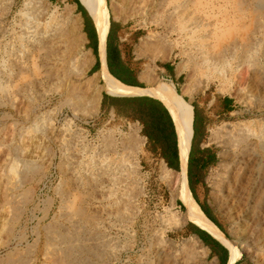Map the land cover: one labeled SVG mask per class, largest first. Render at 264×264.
<instances>
[{
    "label": "rangeland",
    "instance_id": "rangeland-1",
    "mask_svg": "<svg viewBox=\"0 0 264 264\" xmlns=\"http://www.w3.org/2000/svg\"><path fill=\"white\" fill-rule=\"evenodd\" d=\"M26 2L0 0V229L9 225L12 230L8 236L0 231V258L21 257L25 262L30 257L27 246L37 241V262L33 258L29 264H42L48 242L52 256L61 254L57 248L63 234L87 248L68 259L79 264H181L191 244L205 253L203 264H216L185 232L184 207L163 179L164 163L148 155L143 143L133 154L128 149L135 128L113 112L98 109L88 117L70 106L69 88L83 86L93 74L89 69L81 77L70 72L77 49L66 54L63 39L52 48L47 38L50 19H29ZM202 2L192 15L194 30L190 21L183 29L172 20L170 5L126 22L113 15L110 19L117 21L125 60L135 58L142 69L168 63L180 74L174 83L160 77L146 90L167 80L178 96L200 108L206 119L203 146L215 155L214 163L202 171L203 185L196 188L200 203L224 231L221 244L229 260L235 254L233 264L239 258L242 264H264V0ZM44 6L62 30L68 26L60 19L70 10L84 33L70 4L45 0ZM123 16L119 11L118 17ZM221 17L215 50L236 44L238 59L231 68L212 69L202 61L201 49L212 41L206 36ZM149 35L170 46L167 57L153 61L141 48ZM26 36L32 47L24 43ZM84 44L81 51L90 58ZM185 63L189 65L183 67ZM224 98L230 99L229 106L224 107ZM240 126L249 132L250 149L241 168L231 162L237 153L228 146L230 130ZM35 165L38 171L32 169ZM226 174L238 175L240 189L252 186L237 205H223L217 192L211 195ZM79 208L85 222L75 212Z\"/></svg>",
    "mask_w": 264,
    "mask_h": 264
},
{
    "label": "bare ground",
    "instance_id": "bare-ground-1",
    "mask_svg": "<svg viewBox=\"0 0 264 264\" xmlns=\"http://www.w3.org/2000/svg\"><path fill=\"white\" fill-rule=\"evenodd\" d=\"M79 1L82 4V6L85 8L87 13L89 14L96 28L97 36L99 39V56L101 58V61H103L104 59L105 44L110 26L109 20L111 15H113L116 20L120 19L123 22H126L129 20L140 18L141 16L146 14V11L152 9H156V11H159L165 5H170V7L172 8V13L174 14V16H172V20H175L183 29L187 28L186 23L190 21L189 26H192L191 29L194 30L197 24L195 23V21H193L192 15L199 9V7H202L203 5L202 0H110L109 2L107 0H79ZM44 3L45 0H27V2L25 3V7H27V9L31 12L30 15H28V18L31 20H36L37 22L39 21L40 18H42L41 20L50 19V24L52 23L51 26L52 29L47 38L50 40L52 48H57V46L60 43L64 42L62 46L66 54L70 53L72 50L77 49L76 57L72 59L70 72L73 71L77 76L81 77L90 68L93 62V57L90 56L89 58L88 54L83 53L81 51L83 44L85 43V35L81 32L80 21L76 18H73L71 16V11L67 9L65 15H63L60 20L67 23L68 27L62 30L58 25L57 21L54 23L55 17L49 15L46 12ZM116 10H118L117 11L118 13L116 12ZM119 11H121L124 14L123 17H118ZM223 21L224 18L221 17L220 21H217L213 25L214 27L212 29V32H210V35L206 36V38H210L212 39V41L209 40L206 44L202 46L201 49L202 61L206 63L209 68L211 66L212 69L218 66H220L223 69L231 68L232 66L231 62L237 56L236 44L231 43L230 45L221 48L219 46V49H216L217 51L215 50L216 41L214 42L213 39L217 38L218 29L221 28L219 25H221ZM191 33L193 32L191 31ZM24 43L30 47L33 46L28 36L24 38ZM219 45L221 44L219 43ZM141 48L149 52L150 54L149 57L153 61L167 57L165 56L167 54L166 51L171 50L170 46H166V42L164 40H161L160 38H156L152 35L147 36L146 39H143L141 41ZM34 50L36 49L34 48ZM247 52L248 49H245L244 54H246ZM88 53L90 52L88 51ZM169 53L170 51L168 52V54ZM244 57L245 55L240 56V60L244 61ZM189 60L190 59H187V61ZM188 65L189 64L185 63L183 67H186ZM233 71H235V69ZM224 74L225 75L222 74L221 77L226 79V77L228 76V71H226ZM81 88L85 89V92L88 93L87 96L81 95L82 92ZM102 92L114 97L147 95L151 98L159 100L167 108L171 116L178 139V148H179L178 151L181 161V167L180 170L176 173H172L171 170L165 169L163 167L162 168L163 179L166 181L170 189L172 198L178 199L181 202L182 206L184 207V211H185L184 220L204 230L212 237H214V239L216 238L220 243L224 245L225 239L222 233L220 232L218 227L204 215L201 208L194 200L188 187L186 169H187V158H188L191 138L193 134L192 106L176 94L173 86L169 82H167V80L160 81L158 85H156L153 89L149 91L146 89L128 87L121 84L116 79H114L107 72L104 63L102 65V68L97 73H94L92 77H90L83 84V86L72 89L71 87L69 88L68 93L72 98V100L70 101V106H72L73 110L76 113L78 112V113H82L85 116L92 117L98 111ZM137 132L138 129L135 128L133 130V133L130 135L131 141L128 144V149L130 150L131 154H133L139 148V146L142 145L144 140L140 136H138ZM247 133L249 132L244 126L235 127L232 130H230L229 133L230 136H229L228 146L232 148L231 152L233 154L235 152L237 153L236 157H234V159H232L231 162L235 163V165H238L239 168H241L242 166L245 167L248 161L247 152L250 149L247 146L248 145L247 140L249 138L248 137L249 134ZM261 137L262 135L259 136L258 140H260ZM23 166L26 167L28 166V164ZM33 167L32 169L38 171L39 167L37 166L35 168ZM30 168L31 167H29V169ZM227 168L230 169L231 165H227ZM217 183L214 185V190L213 193H211V195H214V193L217 192L220 202H222L223 205H227L230 202L232 203V205L239 204L245 199V195H247V192H250L252 188V186H249L245 189H240L238 175H235L234 178V176H230L226 174L225 179ZM75 212L78 217L82 218V219L79 218V220L84 221L87 219L80 208L76 209ZM0 231H4L5 234L8 236L12 230L9 225L7 226L3 225ZM59 237L60 240L58 242L61 245V247H58L57 249L61 254L59 253L60 255L58 256L56 255V257H54L55 255L52 256L53 249L52 251L49 249L51 247V244L48 242L44 250V259L42 264H48V262L49 264H79V262L76 261L77 262L76 263L74 259L69 261L70 260L69 258L74 256L73 253L78 250L81 252L88 251L87 248L84 247L83 242L80 241L82 242V244L79 243L74 245L73 242L75 240L73 239L72 241L71 236L69 238V237H65L63 234L61 235L59 234ZM195 241L197 243L200 242L196 237H195ZM33 242L34 243L32 245L27 246L28 249L30 250V257H28L25 262L21 257L16 259L17 257L14 258L11 256H6L0 258V264H20V263L29 264V262L32 261L33 258H36V262H37L39 253L37 251L33 252V249L35 250L34 246H36L37 241H33ZM76 243H78V241ZM195 250H196L195 244L189 245L186 251L184 252V256H183L184 262L182 261L181 264H203V260L206 257L205 253L203 252L199 253L196 252ZM32 254H34L33 255L34 257L32 256ZM234 259H235V254L231 256L228 264H233ZM83 261H80L81 264H83L82 263Z\"/></svg>",
    "mask_w": 264,
    "mask_h": 264
},
{
    "label": "crops",
    "instance_id": "crops-1",
    "mask_svg": "<svg viewBox=\"0 0 264 264\" xmlns=\"http://www.w3.org/2000/svg\"><path fill=\"white\" fill-rule=\"evenodd\" d=\"M55 4L57 3H68L72 7L73 11L77 13V15L80 17L82 22L84 21L83 16L86 20L90 22V16L88 15L85 8L81 5L79 6L74 2V0H51ZM79 1V0H78ZM80 3V2H79ZM93 23V22H92ZM117 25V21H115ZM94 25V24H93ZM118 26V25H117ZM95 27V26H94ZM110 27V26H109ZM96 29V28H95ZM109 31V30H108ZM96 32V52L97 55H94L93 51V45L95 42V36L94 33H92L90 36L86 33H83L85 35V46L87 48H84L90 52L91 56L93 57V62L88 70V72L97 73L104 63L105 68L107 72L118 82L121 84L132 87V88H138V89H147L152 87L160 77L166 76L167 78H170V80L173 82L177 80V78L180 77V74L175 72V69L171 68L170 70H167L166 68L160 66L157 68H151L148 65H145V68L142 69L138 64L135 62V58L125 60L124 55L120 49L119 42L120 39L118 37V30L114 34L112 40H109L107 43L106 38V44H105V53H104V59L101 61V58L99 56V39ZM108 35V34H107ZM108 44V45H107ZM91 46V47H88ZM103 62V63H102ZM111 68V72L116 76L114 77L110 72L109 68ZM164 79V78H161ZM174 83V82H173ZM104 93V92H102ZM106 94V93H104ZM108 96L106 100V105L108 106L107 112H113L116 115L126 119L135 121L139 124L140 127V134H142L143 140V147L144 150L147 152L148 155H150L153 159L159 160L160 162L164 163L167 169L171 170L172 172H178L181 167V161H179V151L177 148V156H178V170H174L172 168H169L167 165L166 160L171 161L174 166L176 165V162L173 157H169V159H166V157H162V149L160 147L159 138L161 137V132L165 131L167 129V126L169 125V119L168 115L171 119V116L167 110V108L157 99L151 98L147 95H136V96H124V97H114L106 94ZM139 98L141 101L144 99L146 100V107L145 109L140 110L142 115H139L142 119H136L134 117H131L130 115L125 116L120 113L121 111H127L133 110L130 105V101L132 99ZM152 100V102H151ZM101 101H102V94H101V100L99 104V111H103L101 109ZM161 103V105L158 102ZM229 102H224V107L229 106ZM121 110V111H120ZM120 111V112H119ZM119 112V113H118ZM200 123L198 124V127L195 131V143H196V155L198 156L199 160L201 161L198 165L200 168L203 162L207 161L208 154L209 153H203L201 154L202 150L205 149L203 146V142L205 139L206 134V119L202 112H200ZM172 121V119H171ZM173 124V122H172ZM174 127V125H173ZM146 131L148 132V136H146ZM175 132V128H174ZM176 135V133H175ZM193 136V134H192ZM192 141V138H191ZM171 146L173 147V137L171 136ZM191 146V143H190ZM176 147H177V136H176ZM190 151V150H189ZM210 154H213V152L210 150ZM189 156V154H188ZM201 158V159H200ZM212 164H208L206 167L210 166ZM187 166H188V158H187ZM205 167V168H206ZM186 175H187V169H186ZM197 176V175H196ZM199 176V175H198ZM188 182V177H187ZM203 183H197L194 186V194L196 195L197 199L200 202V198L198 197V193L196 188L199 186H202ZM189 187V182H188ZM190 190V189H189ZM191 192V191H190ZM192 194V193H191ZM202 196V195H201ZM185 232L190 235L196 237L200 243L206 248L208 251L209 256L212 260L215 261L216 264H228L229 263V251L225 246H223L218 240L214 239L212 236H210L207 232L204 230L198 228L194 224L187 222L184 226ZM193 232H198L200 234V237H198L196 234H193ZM234 264H242L240 262V258L234 263Z\"/></svg>",
    "mask_w": 264,
    "mask_h": 264
},
{
    "label": "trees",
    "instance_id": "trees-1",
    "mask_svg": "<svg viewBox=\"0 0 264 264\" xmlns=\"http://www.w3.org/2000/svg\"><path fill=\"white\" fill-rule=\"evenodd\" d=\"M74 2L76 4H78L79 6H81L78 0H74ZM83 19H84V21H83V32L88 34L89 36L92 33H94L95 42H94V44H92L93 45L92 48H93V51H94V55H97V52H96V44H97V42H96V32H95L94 25H93L91 19H90V22L88 20H86L84 16H83ZM117 25H116L115 22L111 21V19H110V27H109V31H108V35H107V43L109 42V40H112L111 37H113L114 34L116 33V31L118 30L117 29V27H118ZM88 47H91V46H88ZM85 48H87V46H85ZM161 66L166 68L167 70H170V64H168V63H165V64H163ZM108 68H109V66H108ZM109 72L114 77H116L111 72V68H109ZM89 73L93 74L91 71ZM107 98H108V96L106 94L102 93L101 109L104 112L108 111V106L106 105ZM145 102H146L145 99L143 101H141L139 98L132 99L130 101V105H131V108L133 110H129V112L120 110L121 112L120 111L119 112L122 113V115H125V116H127V115L129 116L130 115L131 117H134L136 119L141 120L142 118L139 117V115H142L140 110L145 109V107H146V103ZM151 102H152V100H151ZM155 102H158V101H155ZM223 102H230V99L229 98H224ZM158 103L161 105L160 102H158ZM191 105L193 107V136H192V141H191V146H190V151H189V156H188V166H187V177H188V182H189V189H190V191L192 193V196H193L194 200L197 202V204L201 208V210L204 213V215L212 223H214L222 233H224V231L222 230L221 226L212 217L210 212L199 202V200L197 199L196 195L194 194V186H195V184L200 183V182L204 183L203 178H202L203 169L208 164H213L214 163L215 155L214 154H210V149L205 148L204 150H202V152H200L201 154L209 153L208 156H207L208 160L203 162V164L201 165L200 168L198 167V165H199V163L201 161L199 160L198 156L196 155V151L197 150H196V143H195L196 139H195V134L194 133L196 131V128L198 127V124L200 123V120H201L200 112H202V111L200 110V108L197 105H195L193 103ZM168 119H169V125L167 126V129L165 131H162L160 133L161 137L159 138L158 142L160 143V147L162 149V153H161L162 157H166V159H169V157L171 156V157L174 158V160L176 162V165L174 166V164L171 161L166 160L168 167L177 171L178 170V156H177V147H176V135H175L174 127H173V124H172V121H171L169 115H168ZM146 136H148V132L147 131H146ZM171 136L173 137V147L170 144L171 143ZM178 205L180 207H183L180 201L178 202ZM193 234H196L198 237H200V234L198 232H193Z\"/></svg>",
    "mask_w": 264,
    "mask_h": 264
},
{
    "label": "built area",
    "instance_id": "built-area-1",
    "mask_svg": "<svg viewBox=\"0 0 264 264\" xmlns=\"http://www.w3.org/2000/svg\"><path fill=\"white\" fill-rule=\"evenodd\" d=\"M126 120V119H124ZM126 123L129 125V127L132 125V128H137L138 129V134H140V127L139 124L135 121H131V120H126Z\"/></svg>",
    "mask_w": 264,
    "mask_h": 264
},
{
    "label": "water",
    "instance_id": "water-1",
    "mask_svg": "<svg viewBox=\"0 0 264 264\" xmlns=\"http://www.w3.org/2000/svg\"><path fill=\"white\" fill-rule=\"evenodd\" d=\"M80 2V1H79ZM81 4V3H80ZM82 5V4H81ZM89 15V14H88ZM95 28V27H94ZM96 30V29H95ZM176 133V131H175ZM177 136V135H176ZM177 148H178V139H177ZM179 161H180V157H179Z\"/></svg>",
    "mask_w": 264,
    "mask_h": 264
}]
</instances>
